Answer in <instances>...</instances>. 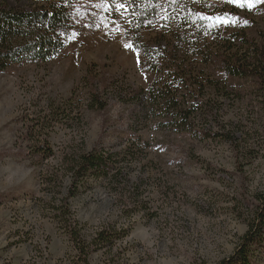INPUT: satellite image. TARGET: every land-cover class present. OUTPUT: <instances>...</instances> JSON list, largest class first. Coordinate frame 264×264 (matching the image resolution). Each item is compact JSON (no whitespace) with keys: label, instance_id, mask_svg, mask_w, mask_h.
I'll use <instances>...</instances> for the list:
<instances>
[{"label":"rangeland","instance_id":"obj_1","mask_svg":"<svg viewBox=\"0 0 264 264\" xmlns=\"http://www.w3.org/2000/svg\"><path fill=\"white\" fill-rule=\"evenodd\" d=\"M3 2L15 10L38 4ZM68 2V48L48 64L0 74V264H81L80 255L89 264L226 263L264 191V87L241 81L215 100L214 117L197 123L200 134L183 133L148 110L150 82L126 46L137 33L123 9ZM235 7L254 23L249 35L264 39V2ZM147 43L158 44L151 36ZM48 118L53 157L36 160L29 124ZM137 140L144 152L133 155ZM87 155L110 167L76 179ZM66 208L85 254L62 229ZM257 257L253 264H264Z\"/></svg>","mask_w":264,"mask_h":264},{"label":"trees","instance_id":"obj_2","mask_svg":"<svg viewBox=\"0 0 264 264\" xmlns=\"http://www.w3.org/2000/svg\"><path fill=\"white\" fill-rule=\"evenodd\" d=\"M36 2V7L30 10H15L4 2L0 4V74L14 67L48 64L71 43V3L68 0ZM107 2L123 9L131 30L137 33L132 45L150 82L143 90L148 110L176 125L179 131L200 134L197 123L214 117L215 100L240 89L241 81L264 87V39L255 40L249 35L254 23L247 13L249 20L242 19L241 9L227 0L218 5L209 0ZM221 19L232 23L222 24ZM147 36L153 37L157 46L148 44ZM94 100L97 104V97ZM57 113L66 115L64 108ZM54 121L48 118L29 124L27 138L33 144L30 155L36 160L53 157L49 137ZM129 151L133 155L141 154L144 144L137 140ZM109 164L93 155L84 156L78 162L75 178L93 170L92 173L97 172L98 166V170H107ZM65 210L66 217L60 220L62 229L79 246L80 236L75 234L79 225L72 219L70 210ZM246 224L247 232L234 256L223 264H253L256 255L264 260V191L254 196ZM111 240L109 236L100 241ZM84 245L79 247L85 254ZM79 260L81 264H89L81 255Z\"/></svg>","mask_w":264,"mask_h":264},{"label":"snow or ice","instance_id":"obj_3","mask_svg":"<svg viewBox=\"0 0 264 264\" xmlns=\"http://www.w3.org/2000/svg\"><path fill=\"white\" fill-rule=\"evenodd\" d=\"M227 2L243 8L245 6L251 7L255 3L264 2V0H227ZM220 22L222 24H231L232 23V21H228L226 19H221ZM245 23H247V21H245ZM126 46L130 47V48L134 47V45H126Z\"/></svg>","mask_w":264,"mask_h":264}]
</instances>
